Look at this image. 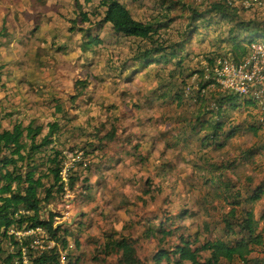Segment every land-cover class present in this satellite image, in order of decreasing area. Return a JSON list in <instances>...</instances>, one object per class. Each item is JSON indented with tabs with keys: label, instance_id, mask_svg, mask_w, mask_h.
<instances>
[{
	"label": "trees",
	"instance_id": "1",
	"mask_svg": "<svg viewBox=\"0 0 264 264\" xmlns=\"http://www.w3.org/2000/svg\"><path fill=\"white\" fill-rule=\"evenodd\" d=\"M198 1L66 0L69 12L62 18L68 25L67 43L78 52L77 59L80 57L83 62L85 58L88 67L98 51L104 52L101 63L108 70L113 68L110 75L114 88L132 83L140 88L144 107L155 112L152 121L140 114L135 128L124 133L126 138L115 147H130L128 157L133 164L141 165L153 142L165 141L164 153L170 157L163 162L168 165L166 173L186 157L185 163L198 170L191 173L195 177L192 193L203 202L197 214L201 217V229L179 234L176 243L169 242L180 230L175 216L162 212L145 217L140 223L145 234L155 238L159 247H166L148 259L138 256L136 241L129 235L116 232L117 229L101 232L102 241L98 242L94 256L101 257L103 264H264V177H240L243 169L264 167V141L252 142L249 138L260 133L264 137V110L251 93L247 97L217 96L203 80L204 72L213 69L216 59L240 64L247 59L252 45L262 44L259 41L264 40V10H244L230 5L228 0H200L201 4ZM85 6H91V11H85ZM136 6L150 10L155 19H136ZM7 36L2 21L0 40ZM216 36L219 48L209 50ZM200 41L203 46L198 47L200 53L194 56L190 50ZM58 49L67 50L68 46L62 44ZM1 75L0 67V78ZM74 87L79 90L75 99L85 95L84 82H76ZM48 104L54 117L52 122L45 126L16 122L8 129L2 124L10 114L0 105V264H22L21 247L27 249L28 241L23 239L21 246L13 233L35 228L45 230L57 247L29 259V264H59L58 250L67 252L65 264H80L82 256L77 252L82 240L91 238L89 212L80 213L69 226L54 228L52 220L58 212L47 211L45 219L42 214L48 207L62 203L60 173L76 158L75 152L82 156L74 170L68 171V189L75 190L76 198L88 206L97 190L92 176L90 180L80 172L82 161L90 158L85 172L103 182L114 169L112 157L122 156L120 151L117 156L111 153L110 158H105L103 140L113 141L117 127L111 126L98 140L96 135L103 128L95 129L93 136H88L95 140L87 138L74 146L63 140L72 118H67L61 100L54 96ZM134 106L140 113L143 111L138 104ZM244 106H249L250 111L239 118L237 114ZM252 110L258 117L252 116ZM146 121L154 129L166 128L164 136H153L144 143ZM242 138L251 144L238 147V139ZM233 145L237 147L231 149ZM218 156L222 159L218 160ZM92 159L95 163L91 164ZM128 181H141L136 185L142 194L136 196L139 200L158 192L144 174L138 179L125 178L123 184ZM184 212L180 210L181 219L191 217Z\"/></svg>",
	"mask_w": 264,
	"mask_h": 264
},
{
	"label": "rangeland",
	"instance_id": "2",
	"mask_svg": "<svg viewBox=\"0 0 264 264\" xmlns=\"http://www.w3.org/2000/svg\"><path fill=\"white\" fill-rule=\"evenodd\" d=\"M242 1L228 0L227 2L244 10H264V7L254 4L246 8L242 5ZM199 3L201 4L200 0ZM84 10L90 12L91 6H85ZM133 11L136 19H144V21L155 19L154 13L145 7L136 6ZM68 12L66 0H0V26L4 21L8 34L5 40H0V67L2 68L0 83L3 86L0 90V105L6 114H10V118L2 126L8 129L16 122L23 124L33 122L37 126L47 125L54 120L48 101L56 96L61 100L67 118H72L71 125L65 129L63 140L74 143V146L86 140L88 136L92 137L95 129L103 128L96 135L98 140L109 131L111 126L117 127V136L113 141L107 142L102 139L106 145L105 158H110L111 153L117 156L120 151L122 156L120 159L112 157L115 160L114 169L110 170L112 174L104 178L103 182L101 181L103 179H97L92 173L85 172L90 158L82 161L80 172L87 175L89 179L92 176L90 180L96 183L93 187L97 193L94 194V201L90 202V206L80 202L78 198L74 199L72 219L68 225H71L80 213L89 212L91 238L88 241L86 238L82 240L83 244L77 252L82 256L80 264H103L102 258L94 256V252L98 242L102 241L101 232L111 233L115 231L114 229L134 239L138 256L141 259H148L157 253L158 249L166 247H159L155 238L145 234V228L140 225L145 217H154L156 213L162 212L175 216L180 230L169 241L171 243L178 241L179 234L186 235L201 229V217L197 214L203 208V202L192 193L195 177H191V173L198 170L197 168L192 170L191 165L188 166V163L184 161L186 157H183V160L175 163L174 169L167 174L168 165L163 162L170 157L164 153L165 141L153 142L151 149L147 151L148 155L143 156L144 163L141 165L133 164L128 157L130 147L125 145L120 148L115 147L126 138L123 137L124 133L135 128V120L140 114L145 120L152 121L155 112L151 108L144 107L143 97L139 93L140 88L134 87L132 83L114 88V78L110 75L113 68L108 70L106 65L101 63L104 52L98 51L88 67H85V64L89 62L85 58L83 62L80 61L82 58L77 59L78 52H75L71 43H67L68 25L62 18V15ZM223 27L224 22L221 23V28ZM259 42L264 44V40ZM62 44L68 46L66 51L58 49ZM207 45L205 42L204 46ZM219 45L216 36V40L208 48L216 50ZM199 46H203L201 41L194 43L190 53L197 56L200 53ZM203 67L204 65H201V68ZM76 82H84L85 90V95L77 99L75 96L79 90L74 87ZM135 104L142 107L141 113L140 109L134 106ZM248 111L250 107L244 106L237 116L243 118ZM251 114L258 117L254 111ZM168 115L166 112V116ZM172 117L170 116L169 120L173 121ZM156 122L161 123L160 120ZM145 126L144 143L145 140H151L153 136L157 138L164 136L163 132L166 128L154 129L147 121ZM76 127L82 132L75 129ZM249 138L252 142L256 139L264 141L262 133ZM88 140L95 139L88 138ZM250 144L247 138L238 139V147L242 148ZM236 147L237 145H233L231 149ZM217 159L221 160L222 156H218ZM92 163H95L93 159ZM138 169L141 171H137ZM141 174H144V178H149L152 183L154 182L158 188L154 196L142 199L144 204L141 203L142 200H139L140 197H136L142 196L136 186L140 185L141 181L138 183L128 181L127 184H123L125 178L138 179ZM247 176L261 180L264 177V167L243 169L240 177L245 179ZM78 203L81 204L78 205ZM257 207L261 206L257 205ZM49 210L62 212L66 209L62 203L55 208L48 207L42 214L43 219L47 218ZM180 210H186L184 215L189 213L191 217L181 219ZM93 257H95L94 261Z\"/></svg>",
	"mask_w": 264,
	"mask_h": 264
},
{
	"label": "built area",
	"instance_id": "3",
	"mask_svg": "<svg viewBox=\"0 0 264 264\" xmlns=\"http://www.w3.org/2000/svg\"><path fill=\"white\" fill-rule=\"evenodd\" d=\"M233 1V0H232ZM231 5V3H229ZM252 4L264 7V0H243L242 5L246 8ZM211 71L204 72V81L208 83L207 89L216 93L217 96L233 95L247 97L250 93L256 102L264 110V45L254 44L250 48L247 59L234 64L227 60L216 59ZM76 158L68 162L60 173L63 184L62 204L65 209L58 212L52 220V226H69L72 219V202L77 197L75 190L68 189V171L74 170L82 154L75 152ZM16 240L22 246V240L28 241V248L21 247V263L29 264V259H35L43 252H49L57 247L48 234L42 228L28 229L21 233H13ZM72 246H69L71 248ZM59 264H65L66 251L58 250Z\"/></svg>",
	"mask_w": 264,
	"mask_h": 264
}]
</instances>
